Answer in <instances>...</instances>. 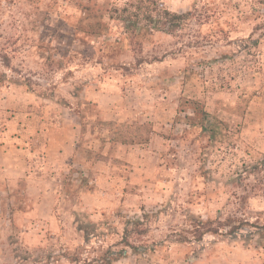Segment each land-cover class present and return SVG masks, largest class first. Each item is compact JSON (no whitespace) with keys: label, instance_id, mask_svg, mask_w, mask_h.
Wrapping results in <instances>:
<instances>
[{"label":"rangeland","instance_id":"374dc122","mask_svg":"<svg viewBox=\"0 0 264 264\" xmlns=\"http://www.w3.org/2000/svg\"><path fill=\"white\" fill-rule=\"evenodd\" d=\"M156 1L183 25L141 20L131 38L110 18L128 0H0V130L16 116L41 148L57 103L85 123L74 161L48 174L51 219L32 212L44 169L12 191L0 180V264H264V230L229 221H264V0ZM106 76L138 90L116 121L80 96ZM153 126L145 176L121 142L144 146Z\"/></svg>","mask_w":264,"mask_h":264},{"label":"crops","instance_id":"0c3cea01","mask_svg":"<svg viewBox=\"0 0 264 264\" xmlns=\"http://www.w3.org/2000/svg\"><path fill=\"white\" fill-rule=\"evenodd\" d=\"M92 81L90 86L93 87V89L91 90V88H89L88 90H82L80 96H85L87 103H92L100 109V120L104 122L116 121V119H121V114L125 111H133V109H136V105L132 104V106H128L127 110L123 102L127 94H134L137 96L138 90H117L118 82L114 77L110 78V76L103 77V80L95 78L92 79ZM57 105L60 106V109H58L60 114L57 117L55 116L51 122L44 123L47 130L49 129L48 127L51 129L48 136L46 135V131L44 132V142L41 148H37V142L26 141V138L21 135L24 130L22 125L19 127L20 129L17 130L18 119L16 116L8 121L6 130L3 132L0 130V180L4 181L6 185H8V189L12 191L18 185V181L22 179L25 181H32L36 175L39 174V171L42 172L41 169H44V189L41 193L42 196H40L34 204L32 212L38 213L40 212V208H44V219L47 220L52 218L53 208L57 199L56 188L51 186V184L54 182L55 186L58 183L56 180L52 181L48 174L56 170V174L59 175L62 173L65 163L74 161V157H76L75 153L77 152L76 148L78 146L75 143L78 139V126L81 128V118L75 112L76 108L72 103L69 105L57 103ZM248 109H252V105H249ZM220 110L222 112L224 111L223 109ZM104 111H110V114L113 113L115 115L105 118L103 117ZM244 118L245 121H249L247 112ZM102 131H104V134L101 138L100 147L105 148L110 144V138L108 137H111L112 134L111 132L109 134L108 129H102ZM107 135L109 136L107 137ZM89 137L93 138L94 136L90 133ZM153 137H161L160 133L156 132V126H153L152 131L148 133L147 138L144 140L147 143H145L144 146H140L136 140L127 143L121 142L122 145L127 144V161L133 164L132 168L136 172L140 169L145 176L148 174V171L145 168L147 164L144 163L143 158L146 157L145 153L149 151L147 148ZM93 139L95 140V138ZM39 149H42V151L44 150V152L37 156L39 158H37V161H42L44 166L38 165L33 158L36 153L40 151ZM134 159L139 161L134 162ZM81 164L82 163L71 164L70 167L77 166V168L69 171H72V173L79 171V173L86 175L87 170ZM86 164L89 165L88 163ZM87 168L89 167L87 166ZM98 178L100 177L98 176ZM86 182L89 185H93L91 180H87Z\"/></svg>","mask_w":264,"mask_h":264},{"label":"trees","instance_id":"16d2710c","mask_svg":"<svg viewBox=\"0 0 264 264\" xmlns=\"http://www.w3.org/2000/svg\"><path fill=\"white\" fill-rule=\"evenodd\" d=\"M185 16V14H178L167 10L156 0H128V2L124 4L123 7H115L112 11H110V18L126 22V31L129 32L131 38L138 35V25L142 22L141 20H144L148 23L147 27H142L144 29H155L157 31H162L164 29L163 31L166 33H173L183 25ZM149 23L152 24V26H150ZM80 121L81 126L85 125L82 120ZM97 122L98 121L96 120L95 123ZM95 125L96 124H94V126ZM96 130L97 128L95 127L92 129L90 128V133L93 135ZM84 184L87 186L88 190L91 189L87 182ZM229 221H231L230 223L232 224L230 232L233 233L240 231L246 225L255 226L256 228L264 230V221L261 225L250 224L248 220L240 218ZM86 264L90 263L87 262Z\"/></svg>","mask_w":264,"mask_h":264}]
</instances>
